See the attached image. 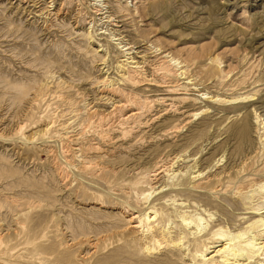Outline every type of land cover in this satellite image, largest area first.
<instances>
[{
  "label": "rangeland",
  "instance_id": "1",
  "mask_svg": "<svg viewBox=\"0 0 264 264\" xmlns=\"http://www.w3.org/2000/svg\"><path fill=\"white\" fill-rule=\"evenodd\" d=\"M23 1L0 0V264L202 263L201 241L188 234L186 255L166 242L145 253L125 232L122 210L158 209L152 223L180 231L179 217L165 204L170 191L147 196L153 186L172 184L168 174L154 179L165 161L187 169L224 156L212 171L219 172L254 149L257 176L264 177V0H104L103 14L90 0ZM82 17L94 24L93 33H105L91 41ZM113 35L145 55L146 74L172 85L152 87L168 110L155 121L157 115L147 117L151 126L119 140L115 122L104 131L115 136L106 146L90 113L107 115L119 97L103 80L110 75L134 87L120 76L124 52ZM247 122L248 135L237 137L233 131ZM121 141L130 150L91 146ZM183 179L177 198L190 205L188 213L214 214L211 230L246 227L264 211L263 194L239 201L229 192L233 185L226 194L195 192ZM81 240L96 241V251ZM258 259L264 254L245 264Z\"/></svg>",
  "mask_w": 264,
  "mask_h": 264
},
{
  "label": "bare ground",
  "instance_id": "2",
  "mask_svg": "<svg viewBox=\"0 0 264 264\" xmlns=\"http://www.w3.org/2000/svg\"><path fill=\"white\" fill-rule=\"evenodd\" d=\"M21 1L23 0H20V2ZM24 1L26 2V0ZM90 2L91 3L89 7L91 6L96 14H103L101 13L102 12L101 10H102V6H104L105 4L104 0H90ZM91 23L92 22L90 21L86 22V20H84L83 17L80 20L81 26L89 25V27H87L88 30L90 29L88 31V36L91 39V41H95L96 38L99 39L97 37V34H102L105 32L102 31L99 33L96 32V34L93 33L91 28L94 27V24ZM111 39L115 42L117 41L115 44L119 45L121 51L124 52L123 54L124 58L121 60L123 62L122 63L123 66L122 64H120L119 67L121 66L123 68L126 67L125 68L126 70L124 69L125 70L124 74L120 76L124 78L123 80L132 83L134 87L128 88L126 84L121 81V79L110 77V75H108L103 80L104 89H107L108 91H110L111 94H115L119 97L118 103L115 105L112 111L107 113V115L99 116V113L96 110H93L90 113L92 118L96 117L99 119L98 121L100 123V128H102L100 134H102V139L103 142H106V146L109 143L115 142L112 140L115 136L112 138L111 135H109V133H106L104 131L110 128L111 126H113L115 122H117V124L122 129L121 138L119 140H125L128 138L129 134L135 132L137 129L140 130L142 126L145 127L150 123L148 120L150 118L147 117L149 116L155 117L157 115L154 119L152 118L155 121V119L160 116L159 114H162V111L163 112L165 110L167 111L168 107L165 106L167 104H165L164 100H159L156 99L155 97L153 98V96H156V93L154 92L156 90L153 89L152 87L166 88L172 85L165 76H158L156 74L149 76L148 74L145 73L144 67L149 66V62L145 58V55H141L142 54L141 51H135L134 45H128V43L123 44L122 38L116 37L115 35H113ZM104 49L105 48L103 49L100 48L98 51H103ZM169 61L171 63L170 65H179L177 63L178 61L175 60V58H170ZM178 70L179 69H176L175 73H177ZM182 73L183 71L181 72V74ZM208 97L209 96L207 95L205 96V98ZM172 107L175 106L174 104L171 103V108ZM113 115L117 116L118 121L115 120L116 119L115 118L113 121L110 122ZM146 119L148 121H146ZM154 121H151V123ZM247 125L248 122L238 126L239 130H237V132L234 130L233 132H235V135L237 137L244 136L246 138V136L248 135ZM104 126L106 127L104 128ZM235 127H237V125ZM123 143L124 141H121V144L118 143L119 145L117 144H115L114 146L112 145L113 147L110 148L108 147L104 148L103 146H100L98 144L91 145L92 143L90 145L95 150L98 151L102 150L103 152L106 151L108 153L115 152L120 148L125 149L127 151L130 150V147L127 145L124 146ZM253 150H250V152L248 151V153H246L245 156L243 154L244 158L243 160H241V162L235 165L233 164L230 167H224L222 170L220 171L218 170L219 172L217 171L212 172V171L214 167L217 168L220 161H223L222 158L224 159V156L220 157L218 160H216V162H214L213 165H210L208 167H203L202 164L200 165L197 161H195L194 163L190 164L187 169H183V168L175 169L174 168L175 163L173 161H167V162L165 161V163L158 166L156 170L157 173L153 175H156L154 179H158V175H160L161 173L168 174L172 179L171 181L172 184H170L171 186L169 185L170 186L169 187L167 183L164 185L162 184L159 186L158 185L153 186L154 191L149 193L147 196L149 198L154 193L161 194L162 192L169 190L170 192L169 191L167 192H169L170 198L167 199L165 204L169 208H173L175 210L177 216L180 219L182 228L180 229V231L177 232L176 230H174L172 223L166 224L164 227L157 228V225L153 224L152 222L158 220V218L161 215L158 209L149 208L150 209L149 211L145 210L146 212H138L130 207L129 208L125 207L122 210L123 213L128 218V225L127 228H125V232H127L128 235L131 236L133 240L141 242L143 245V251L147 254L150 253L153 254V252L157 250L159 246H161L164 242H166L168 243V245H172L173 247L177 248L179 251H182L183 254L185 253L186 255L187 251L189 250V245L187 241H185V238H186V234H188L194 239L201 241L198 257L202 261V263H199L198 261H194L192 259L190 261L191 264H245V262L249 263L248 261L251 258L262 256L264 254V215H262L264 211L263 212L260 211V213H258L259 216L256 217L255 220H253L246 227L240 229L239 228L232 229L227 225H221L220 228L211 230L208 227H209V222L214 220L213 219L214 214L207 213L206 209H200L202 211L204 210V212L208 214L206 216H204L202 212H197V211L194 214L188 213L189 210H185L184 208L190 205L186 203V201L177 198L176 196L177 193L175 194V192L180 193L181 191L185 190V188H182L183 186L181 187V185L186 184L183 182L184 181L183 178L186 177L188 182L187 187H189V188L186 187V189H191L194 190L195 192L202 191L203 189H208V191L210 190L216 194L219 192L226 194L225 190H229L231 185H233V187L229 190V192H231V197H235V199L239 201L243 200L244 198H250L251 193L253 194L258 193L264 195V177L257 176L259 174L258 171L256 172L257 168H259L257 164L258 157L254 155ZM85 151L87 150L85 149ZM84 167H86L87 169L88 167L91 168L92 166L84 165ZM249 170L250 172H248ZM86 243L87 244L85 243L84 244L87 245V247H89L93 251L94 250L96 251V248L98 247L96 241L86 240ZM78 257L80 258V261L81 260L86 261L87 259L86 254ZM259 262H261L260 264H264V261H261L259 259L256 260L255 264H258Z\"/></svg>",
  "mask_w": 264,
  "mask_h": 264
}]
</instances>
